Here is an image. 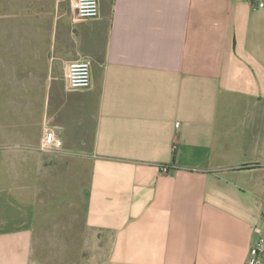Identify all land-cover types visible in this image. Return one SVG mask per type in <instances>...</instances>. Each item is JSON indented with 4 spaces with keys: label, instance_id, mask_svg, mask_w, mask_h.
<instances>
[{
    "label": "crops",
    "instance_id": "obj_1",
    "mask_svg": "<svg viewBox=\"0 0 264 264\" xmlns=\"http://www.w3.org/2000/svg\"><path fill=\"white\" fill-rule=\"evenodd\" d=\"M59 1L26 0L0 264H243L264 235L244 180L264 178V0H99L73 24ZM83 59L90 86L70 89L62 73ZM46 129L61 147L41 148Z\"/></svg>",
    "mask_w": 264,
    "mask_h": 264
},
{
    "label": "rangeland",
    "instance_id": "obj_2",
    "mask_svg": "<svg viewBox=\"0 0 264 264\" xmlns=\"http://www.w3.org/2000/svg\"><path fill=\"white\" fill-rule=\"evenodd\" d=\"M71 0H60V10L58 14L60 16L67 17L71 24L75 21V15L70 9ZM31 4V3H30ZM24 0L18 3L16 0H0V66H2V73L0 77V128H9L11 124V117L13 110H20L25 107L26 99L21 98V92L26 89L25 82V70L27 64V35L25 34L26 28L32 23H36L35 20L27 18V8L30 5ZM100 5V1H99ZM103 7H106V2H103ZM32 14V12H30ZM28 13V14H30ZM57 13V11H56ZM54 18V17H53ZM55 18V25L57 21ZM60 20H63L60 18ZM51 21V20H50ZM53 24L50 23V25ZM41 25V24H40ZM18 65L17 68L14 65ZM18 73V76L9 77L10 71ZM59 69L63 72V68L60 65L56 67V71ZM63 74V73H62ZM18 96V97H17ZM11 108L13 109L11 112ZM27 135L33 134L31 130H27ZM247 143L241 148L244 152L240 153V159L244 161L249 160V154L246 152ZM256 165H262L260 163H240L233 164V168L240 170L250 169ZM245 183H247V194L254 200L258 199L260 207V221L259 226L264 231V178H262L260 170L247 172L244 176ZM78 221V219H77ZM263 234V233H262ZM56 251L58 250V244H38V253L47 251L48 246ZM89 249H93L94 245L87 244ZM38 255V254H37ZM42 257V255H41Z\"/></svg>",
    "mask_w": 264,
    "mask_h": 264
},
{
    "label": "built area",
    "instance_id": "obj_3",
    "mask_svg": "<svg viewBox=\"0 0 264 264\" xmlns=\"http://www.w3.org/2000/svg\"><path fill=\"white\" fill-rule=\"evenodd\" d=\"M70 7L80 20L94 19L99 15V0H72ZM91 61L89 59L69 62L64 69V79L70 89H83L91 83ZM62 140L53 130L46 129L41 139V148L61 147ZM264 207V206H263ZM243 264H264V235L252 244L249 256Z\"/></svg>",
    "mask_w": 264,
    "mask_h": 264
}]
</instances>
